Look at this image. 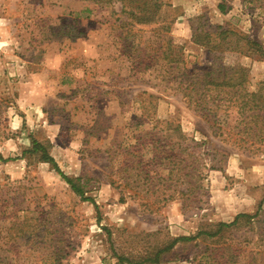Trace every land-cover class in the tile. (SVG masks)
Wrapping results in <instances>:
<instances>
[{
	"label": "rangeland",
	"instance_id": "rangeland-1",
	"mask_svg": "<svg viewBox=\"0 0 264 264\" xmlns=\"http://www.w3.org/2000/svg\"><path fill=\"white\" fill-rule=\"evenodd\" d=\"M163 1L160 21L172 20L166 35L182 47L187 67L210 64L207 49L193 42L192 25L206 19L245 34L264 52L263 8L231 0L222 12V0ZM83 6L81 0H0V97L6 99L0 103V153L10 158L0 162V181L25 198L20 210L39 213L48 220L46 237L61 238L57 249L64 256L58 264H117L116 255L153 256L169 238L213 233L219 223L246 214L251 218L223 228L218 237L178 243L160 264H264V153H243L232 141L212 136L176 95V86L161 83L170 78L166 62L154 57L149 68L139 64V51L153 54L160 47L155 24H139L133 15L127 20L119 2L77 16ZM43 19L59 28L71 24L84 35L67 39L65 27L54 40H44ZM133 45L136 52L129 49ZM227 58L228 64L249 69L251 90L264 80V55ZM152 129L166 135L169 145L176 143L175 151L163 148L169 151L159 158L175 152L198 168H191L196 178H188L190 184L179 185L181 180L168 189L173 160L150 162L156 152L142 150L156 178L153 185L161 179L155 196L126 186L121 165L125 149L134 147L142 130ZM32 139L53 144L59 168L79 178L90 200L38 155L23 156ZM186 186L189 194L177 192ZM169 196L155 204L159 211L145 206ZM35 254L37 262L21 263L53 264L48 249Z\"/></svg>",
	"mask_w": 264,
	"mask_h": 264
},
{
	"label": "trees",
	"instance_id": "trees-1",
	"mask_svg": "<svg viewBox=\"0 0 264 264\" xmlns=\"http://www.w3.org/2000/svg\"><path fill=\"white\" fill-rule=\"evenodd\" d=\"M81 1L85 8L77 12V16H89L96 7L105 8L113 2H119L122 5L121 13L127 16V20L129 16L133 15L137 18L139 24H155L157 26L156 30L160 32V47L158 46L153 54L147 50L139 51L136 58L143 59L139 64H145V67L149 68L151 61L155 62L154 57L166 62L165 67L168 66L171 72L170 78L166 79L164 77L161 83L170 82L172 87L176 86L178 91L176 95L187 107L200 116L212 136L219 137L222 141H232V144L237 146L238 149H243V153H264V80L258 84L255 90H251L249 69L233 63L228 64L229 60L227 58L231 54L264 55L261 46L257 42L237 30L224 28L221 25H213L206 19L198 26L192 25L193 42L207 49L210 64L203 67L194 66L189 68L183 59L182 47L175 45L166 35L172 20L170 22L160 21L161 10L166 6L163 0ZM230 1L222 0L218 6L219 10L225 12L226 5ZM246 2L264 9V0H246ZM41 21L44 23L42 32L44 40H54L59 33L66 32V30H63L65 27H67L65 29H68L67 39L84 35L82 31L77 32L71 24H61L59 28L58 25L45 23L44 19ZM125 23L130 24V26L133 25L128 21H125ZM76 32L77 34H73ZM164 46L166 50L160 53L159 50ZM129 49L133 52L136 46H129ZM5 102L6 99L0 97V103ZM3 131L4 129L0 128V134H3ZM142 133L143 135L136 138L134 147L125 149V158L121 160L123 171L126 174L125 185L133 186L136 193L146 192L155 196L161 179L157 181L155 186L153 185L156 178L149 170L148 164H145L142 150L151 147L156 152L155 154L153 152V157L150 159V162H154L159 158L157 154H166L169 150L175 151L176 143H170L172 146L169 145L165 139L167 136L158 132L153 133V129L142 130ZM53 147L50 141L42 142L32 139L31 148L25 150L23 156L26 154L38 155L39 160L49 163L77 195L82 199L90 200L84 197L83 187L77 184L79 178L74 180L59 168L52 155ZM166 147H170L169 150L165 151L163 149ZM123 149L122 146L118 148L119 152H122ZM106 153L108 154V152ZM159 159L161 161L173 160L171 163L173 166L167 172L169 175L167 180L170 182L168 189L173 187V182L179 183L182 180L179 185H187L190 184V181H187L188 178H196V174H190V170L193 167L192 171L196 172L198 168L193 166L192 163L184 164V159L180 158L178 153L175 154L174 152ZM9 160L10 158H5L0 153V162L5 163ZM174 169H176V173H174ZM177 192L186 195L189 194L190 189L186 186L185 190H178ZM171 197L161 198V200L156 198V201L153 203L147 202L145 206L152 208V211H159L161 207L155 208V204L161 201L166 203ZM24 199L10 193V184L7 181H0V264H24L21 263L23 260H35L37 262L35 252L41 249H48L50 260L53 264H58L64 256L57 249V243L61 238L49 239V237H46V234L50 231V228L47 227L48 220L39 217V213L32 215V211L27 213L25 209L20 210V206L25 202ZM243 217L251 218L249 215L239 214L230 223H219L216 232L200 231L197 235L191 237L169 238L165 245L154 252L153 256L149 253L144 257L116 255L117 264H160L164 261V255L170 252L178 243L196 240L202 236L208 238L218 237L223 228L238 224ZM56 232H52V235Z\"/></svg>",
	"mask_w": 264,
	"mask_h": 264
}]
</instances>
